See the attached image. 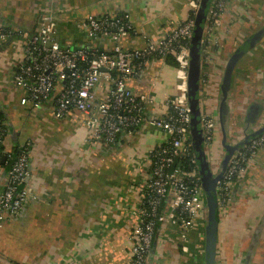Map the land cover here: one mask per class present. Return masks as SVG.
Returning a JSON list of instances; mask_svg holds the SVG:
<instances>
[{
	"label": "crops",
	"instance_id": "crops-1",
	"mask_svg": "<svg viewBox=\"0 0 264 264\" xmlns=\"http://www.w3.org/2000/svg\"><path fill=\"white\" fill-rule=\"evenodd\" d=\"M186 1L0 0V26L35 31L53 15L54 37L60 44L103 51L112 42H92L78 24L90 15L116 14L126 16L139 32L120 43L141 49L146 45L142 35L158 42L169 27L184 20ZM252 38L258 39L236 60L231 72L224 110L228 133L235 129L249 134L254 121L264 117V83L260 89L253 78L264 76V0H230L217 33L213 72L222 75L232 56ZM20 50L14 37L0 45V115L6 131L2 147L14 152L29 143V191L20 215L7 218L0 228V264H128L129 237L138 222L136 209L150 172L148 154L165 136L142 126L121 135L112 146L85 144L84 117L79 112L72 110L65 118L53 120L48 105L32 111L20 104L21 92L12 82ZM154 78L159 81L150 88ZM175 83L172 66L151 60L128 86L134 92L149 91L152 105L146 113L160 116L175 95ZM105 91L102 82L95 91L97 99ZM199 96L200 106L206 104L213 110L212 153L222 160L225 150L218 115L222 105L203 93ZM7 170L3 163L0 192ZM166 209L164 204L160 211L166 213ZM203 231L204 218L194 223L184 252L175 228L157 225L148 264H203ZM217 250L223 264H264V151L234 183L231 205L218 219Z\"/></svg>",
	"mask_w": 264,
	"mask_h": 264
},
{
	"label": "built area",
	"instance_id": "built-area-1",
	"mask_svg": "<svg viewBox=\"0 0 264 264\" xmlns=\"http://www.w3.org/2000/svg\"><path fill=\"white\" fill-rule=\"evenodd\" d=\"M229 1H211L201 40L199 93L212 98L214 102L218 100L221 81L220 75L213 72L218 49L217 33L222 28ZM200 2L187 0L184 20L169 27L160 41L153 42L142 35L146 45L141 49L125 47L120 43L123 38L139 32L126 16L120 18L116 14L90 15L78 24L92 42L99 39L112 42V46L103 51L95 46L60 44L54 37L53 22L56 19L53 15L48 23H41L35 31L0 26V45L13 37L21 44V60L12 67V82L21 92L22 106L38 111L48 105L53 120L65 118L72 110L79 112L84 117L85 144L112 146L121 135L142 126L156 129L165 136V141L148 154L150 172L136 209L138 222L129 237L131 248L128 264H148L153 232L160 224L175 228L180 249L185 252L194 223L203 219L205 214L203 190L191 146L187 96L189 46ZM168 57L175 64V95L169 99L163 114L149 116L146 112L152 105L150 92H134L128 82L137 78L151 60L165 65ZM255 79L260 88L264 76L256 74ZM158 81V78H154L150 88ZM102 82L106 84V91L99 100L95 91ZM201 108L200 127L206 159L215 173L221 160L212 153L215 116L206 104ZM263 126L264 117L255 123L253 130ZM5 134V128L0 127V147ZM227 140L231 145H237L242 135L232 129ZM16 150L15 156H12V152L2 154L6 157L3 163L7 162L10 167L0 192V228L7 218L20 215L28 196L29 143ZM263 151L264 133L249 139L230 157L216 184L219 216H224L231 205L236 180L247 173L248 167ZM2 155L0 166L3 164ZM164 204L167 205L166 213L160 211ZM219 255L223 264V256Z\"/></svg>",
	"mask_w": 264,
	"mask_h": 264
},
{
	"label": "water",
	"instance_id": "water-1",
	"mask_svg": "<svg viewBox=\"0 0 264 264\" xmlns=\"http://www.w3.org/2000/svg\"><path fill=\"white\" fill-rule=\"evenodd\" d=\"M212 0H201L199 9L195 16V25L192 32V37L189 46V66H188V108L190 112V139L192 152L194 155L195 165L197 173L200 178V185L203 190V202H204V247H203V264H221L220 256L217 250V229H218V219L219 214L216 205V184L221 179L226 165L237 150L238 147L248 142L249 139L254 138L262 133H264V126L254 131L255 123L263 118L259 117L254 125L252 131L249 134L240 133L242 135V140L237 145H231L228 140V131H226V120L227 116L224 112L227 101V89L230 82L231 72L233 70L234 63L236 60L244 54L245 50L251 48L255 41L258 39H249L244 46L239 50L238 53L234 54L231 60L225 67V71L220 75L221 81L219 86V96L218 102L222 105L223 114L220 112L219 124L220 130L222 132V145L225 150L224 157L220 160V165L215 173L211 171V167L206 159V152L204 149V139L202 129L200 127V116H201V106L199 104V73H200V60H201V40L203 31L206 25L207 12L209 5ZM58 41V38H56ZM226 117H225V116ZM255 120V117H253ZM230 132V131H229ZM4 159L2 158L1 163Z\"/></svg>",
	"mask_w": 264,
	"mask_h": 264
},
{
	"label": "trees",
	"instance_id": "trees-1",
	"mask_svg": "<svg viewBox=\"0 0 264 264\" xmlns=\"http://www.w3.org/2000/svg\"><path fill=\"white\" fill-rule=\"evenodd\" d=\"M119 17L120 18H122V17H124V16H122V15H119ZM166 63H167V65H170V66H172V67H174L175 66V64H174V62H173V60H172V58L171 57H168V59L166 60ZM0 127L2 128H5L4 127V124H3V119H2V116L0 115ZM17 152V150H15L14 152H12V156H15V153ZM2 154H6V152H4V149H3V147H0V155H2ZM3 156V155H2ZM2 158H6L5 156H3ZM6 162V161H5ZM6 167H8V169H9V165H8V163L6 162ZM186 166H188V164H185Z\"/></svg>",
	"mask_w": 264,
	"mask_h": 264
},
{
	"label": "rangeland",
	"instance_id": "rangeland-1",
	"mask_svg": "<svg viewBox=\"0 0 264 264\" xmlns=\"http://www.w3.org/2000/svg\"><path fill=\"white\" fill-rule=\"evenodd\" d=\"M255 75V74H254ZM256 76V75H255ZM255 76H253V78H255Z\"/></svg>",
	"mask_w": 264,
	"mask_h": 264
}]
</instances>
